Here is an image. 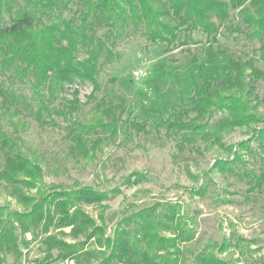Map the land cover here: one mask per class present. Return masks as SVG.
<instances>
[{
	"label": "trees",
	"instance_id": "16d2710c",
	"mask_svg": "<svg viewBox=\"0 0 264 264\" xmlns=\"http://www.w3.org/2000/svg\"><path fill=\"white\" fill-rule=\"evenodd\" d=\"M18 1L0 0V73L30 82L37 101L35 117L42 125L54 124L53 119L46 121V115L69 121L77 110V90L72 100L63 99L62 109L53 106L66 86L89 83L93 87L89 98H95L103 67L120 60L116 48L139 33L154 44H166L167 50L199 43L193 39L195 32L206 36L210 44L218 43L223 27L230 36H243L255 45L252 56L247 60L229 58L233 73L224 81L216 82L215 74L210 73L208 81L200 84L192 76L188 82L191 115L182 110L170 113L165 120L166 135L180 150L214 138L225 151H233V159L218 158L210 171L238 175L233 165L242 162L239 151L249 150L254 142V154L264 163V114L259 112L264 100L256 92L257 82L264 80V70L257 66L264 64V0H63L56 12L45 15L47 21ZM71 5L77 10L67 18ZM0 94L2 104L19 101L13 89H2ZM116 109L100 100L95 107L98 117L92 123L70 120V154L94 160L103 141L118 136L121 116ZM161 110H167L166 103ZM215 113L221 114L217 120ZM130 125L146 131L143 124ZM252 125L256 128L250 139L228 147L221 142L227 131ZM23 149L20 136L12 137L0 129V187L9 188L10 196L22 207L0 205V264L8 256L19 260L29 250L27 236L31 233L42 237L47 264L237 263L218 255L233 247L230 240L208 244L197 255L186 249L197 231L195 219L182 202L155 203L139 210H135L136 204L127 203L108 235L105 203L122 195L123 188L149 183L148 172L135 171L110 190L78 180L71 185L47 183L39 160ZM241 177L249 180L251 191L264 188V168ZM188 191L201 198L208 192L206 186ZM89 206L100 209L97 217L87 212ZM230 238L237 239L235 235ZM252 246L244 238L235 243L242 250Z\"/></svg>",
	"mask_w": 264,
	"mask_h": 264
},
{
	"label": "rangeland",
	"instance_id": "374dc122",
	"mask_svg": "<svg viewBox=\"0 0 264 264\" xmlns=\"http://www.w3.org/2000/svg\"><path fill=\"white\" fill-rule=\"evenodd\" d=\"M18 2L46 20L45 15L56 12L63 0ZM70 9L65 13L67 18L74 14L77 6L71 5ZM193 39L199 43L188 42V45L170 50L166 44L147 40L142 33L121 42L116 48L121 59L103 67L99 76L101 87L96 97L89 98L93 91L89 83L66 86L53 106L62 109L63 99L72 100L77 90L80 101L77 110L69 121L56 114L52 117L46 115L47 122L54 121L49 125H42L35 117L37 101L30 82H20L10 77V73H0V90L13 89L19 96L18 103L7 102V107L2 104L0 94V129L12 137L22 138L23 151L39 160L47 183L71 185L78 180L99 190H110L135 171L148 172L149 183L123 188L122 195L105 203L108 206L109 236L127 203L136 204L135 210H139L155 203L182 202L189 216L195 219L197 231L195 240L187 244L186 249L197 255L208 244H221L226 239L233 247L226 253H218L219 257L237 260L236 264H264V188L251 191L249 180L241 177L244 173H258L264 168L260 156L254 154L257 144L251 143L249 150L239 151L242 162L233 165L239 174L232 175L210 169L218 158L233 159V151H225L214 138L208 143L200 142L195 147L180 150L167 137L165 128L170 113L182 110L191 115L188 82L192 76L200 84L208 81L210 73L215 74L216 82L224 81L233 73L227 60L249 59L255 45L238 34L230 36L225 27L221 29L216 44L208 43L200 32H195ZM257 66L264 70V64L258 63ZM141 72L143 75L138 77L136 74ZM256 92L260 100H264V80L257 82ZM100 100L117 108L116 113L121 116L118 136L104 140L94 160L75 157L69 152L67 126L74 119L92 123L98 117L95 107ZM163 102L167 104V110L162 112ZM259 112L264 114V105ZM220 117L221 114H214V120ZM132 122L145 125L146 131H138L130 125ZM254 128L252 125L227 131L221 142L228 147L248 140L253 136ZM201 186L208 190L204 198L189 195L188 190H198ZM0 205L22 209L5 186L0 187ZM86 210L94 217L100 212L93 206L86 207ZM232 235L253 242V246L250 250L236 248L237 239H231ZM27 238L31 240L29 250H24L19 260L8 256L5 264L49 263L45 260L42 237L31 233Z\"/></svg>",
	"mask_w": 264,
	"mask_h": 264
},
{
	"label": "built area",
	"instance_id": "2783aa9c",
	"mask_svg": "<svg viewBox=\"0 0 264 264\" xmlns=\"http://www.w3.org/2000/svg\"><path fill=\"white\" fill-rule=\"evenodd\" d=\"M138 77H141L143 75V72L136 74Z\"/></svg>",
	"mask_w": 264,
	"mask_h": 264
}]
</instances>
